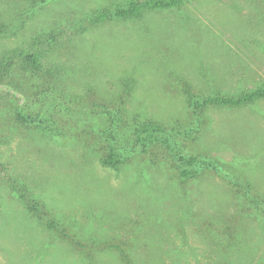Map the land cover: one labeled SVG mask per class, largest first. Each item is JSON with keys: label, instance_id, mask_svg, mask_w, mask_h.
<instances>
[{"label": "rangeland", "instance_id": "rangeland-1", "mask_svg": "<svg viewBox=\"0 0 264 264\" xmlns=\"http://www.w3.org/2000/svg\"><path fill=\"white\" fill-rule=\"evenodd\" d=\"M127 1L0 0V264H264V203L225 181L264 198V99L188 100L264 86V0L93 22Z\"/></svg>", "mask_w": 264, "mask_h": 264}, {"label": "trees", "instance_id": "trees-1", "mask_svg": "<svg viewBox=\"0 0 264 264\" xmlns=\"http://www.w3.org/2000/svg\"><path fill=\"white\" fill-rule=\"evenodd\" d=\"M186 0H128L126 6L124 8H117L113 13H108L107 10H103L100 14L95 16L93 22H102L108 20L110 17L117 18L121 20H132L135 18H139L143 11H167L172 9H177L182 5V2ZM26 59L33 66L38 68L37 60L33 55H28ZM0 67H8L7 64H0ZM196 99V100H194ZM264 99V86L255 88L251 91L241 92L234 96H222V95H213L210 97H203L202 99L195 98V96L188 97L190 105H193V112L196 115L201 110H204L208 107H220V108H239L245 107L248 105H252L256 101ZM200 100V101H199ZM150 130L151 133H157L161 128L156 127L154 125H150V127H143L141 129V133H148ZM151 136V134H149ZM179 162H181L186 168L177 169V177L182 180L193 179L195 177V172L193 176V172L188 170L187 168H191L197 162L196 157L185 158L181 155L177 156ZM104 165L115 167L119 164V161L115 159V154L112 152L107 156L106 159L102 161ZM207 169L217 171L215 163L207 162ZM217 173V172H216ZM225 181L230 187L232 194L234 197L242 203V205L248 204H259L258 199L264 203V198L259 197L255 192L250 183L242 178L239 175H230L229 178L225 177ZM184 183H181V185ZM28 211L32 214L36 211V203L30 201L27 205ZM91 257H88L87 261L90 260Z\"/></svg>", "mask_w": 264, "mask_h": 264}]
</instances>
